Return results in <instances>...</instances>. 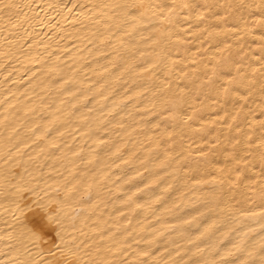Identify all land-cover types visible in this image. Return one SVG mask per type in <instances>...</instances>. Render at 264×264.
Masks as SVG:
<instances>
[{
  "label": "bare ground",
  "instance_id": "1",
  "mask_svg": "<svg viewBox=\"0 0 264 264\" xmlns=\"http://www.w3.org/2000/svg\"><path fill=\"white\" fill-rule=\"evenodd\" d=\"M0 264H264V0H0Z\"/></svg>",
  "mask_w": 264,
  "mask_h": 264
}]
</instances>
